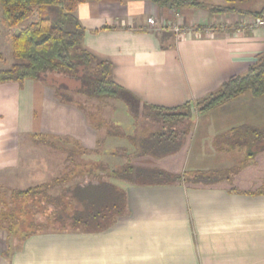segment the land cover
Here are the masks:
<instances>
[{
    "label": "crops",
    "instance_id": "0c3cea01",
    "mask_svg": "<svg viewBox=\"0 0 264 264\" xmlns=\"http://www.w3.org/2000/svg\"><path fill=\"white\" fill-rule=\"evenodd\" d=\"M247 4L239 7L256 11ZM0 11L3 54L16 29L7 28ZM76 15L86 31L83 48L109 61L113 81L152 106L197 103L264 55V26L238 13L105 0L81 4ZM149 18L155 25L148 24ZM171 22L184 32L175 33ZM8 29L12 32L6 36ZM14 63L0 62V70ZM125 113L132 116L128 107ZM191 122L179 152L136 157L133 164L175 175L221 172L222 179L151 186L116 181L125 192L126 212L109 230L41 232L13 249L0 229V264H264V142L249 135L241 139L234 131L264 130V96L244 93L206 112L193 109ZM99 126L77 105L61 103L41 81L0 84V187L25 190L15 188L65 174L63 149L93 153L112 138L107 125ZM100 130H106V138L99 137ZM42 138L57 147L40 143Z\"/></svg>",
    "mask_w": 264,
    "mask_h": 264
},
{
    "label": "trees",
    "instance_id": "16d2710c",
    "mask_svg": "<svg viewBox=\"0 0 264 264\" xmlns=\"http://www.w3.org/2000/svg\"><path fill=\"white\" fill-rule=\"evenodd\" d=\"M90 1L105 0H0L5 25L9 29H16L11 37L15 63L6 70H0V84L16 82L22 85L27 80L41 81L54 89L55 96L61 103L77 105L92 120L94 113L86 112L87 106L78 99L77 94L85 95L89 99L119 100L129 108L135 119V127L139 125L138 106L142 105L148 113L146 115L154 117L158 128L146 134L142 131L139 136L137 134L127 136L134 149L133 154L125 157L127 161L118 171H110L101 163L81 165L77 163L76 158L78 154L79 157L87 154L86 150L78 153L77 150L63 149L67 154V169L70 164L74 166L71 172L49 183L25 190L6 189V193L9 192L11 195L12 203L37 199L41 194L46 195L49 203L47 205L49 210L46 211H52L54 215L53 218L47 219L48 224L29 225L30 231L24 238L41 232L81 230L87 233H99L109 230L126 212L125 192L115 184L116 181L150 186L172 185L179 182L212 184L219 181L223 177L221 172H196L192 174L193 176H188L187 173L175 175L158 168L136 167L132 160L146 155L162 158L179 152L184 145L185 125L188 120L191 121L193 109L197 112H206L244 93H250L254 98L264 96V55H261L245 74L231 77L216 92L197 103H188L174 109L142 103L140 99L113 81V67L109 61L100 59L83 48L86 31L76 12L81 4ZM148 1L161 8L176 11L194 8L207 10L214 15L238 13L264 19V9L253 12L239 7L253 0H224L223 5H210L198 0ZM31 19L34 20L30 21ZM0 61H5L1 52ZM59 78L63 80L60 81ZM67 81L75 85L70 88ZM234 131L241 134V139L249 135L257 142H264V130ZM107 133L111 137L121 135L118 130H114L113 125L108 128ZM39 142L54 149L57 147L46 138H42ZM94 166L104 174L94 173ZM77 167L80 168L78 173ZM106 172L108 180L103 176ZM75 173L77 175L81 173L84 177L81 181L71 184V178H74ZM67 174L70 175L69 178ZM101 175L103 178L99 177ZM0 189V229L11 236L15 234L16 227L14 224L5 226V222L13 217L14 210L5 214L4 208L7 202L2 198V187ZM57 208L59 212H56ZM66 211L70 213L65 214Z\"/></svg>",
    "mask_w": 264,
    "mask_h": 264
},
{
    "label": "rangeland",
    "instance_id": "374dc122",
    "mask_svg": "<svg viewBox=\"0 0 264 264\" xmlns=\"http://www.w3.org/2000/svg\"><path fill=\"white\" fill-rule=\"evenodd\" d=\"M204 1H206L209 4H215L216 2V0H204ZM245 8L256 10V11H261L262 9H264V0H253L249 2L247 5H245ZM0 14H1V11H0ZM33 20L34 19H31L30 21H33ZM0 29L2 30L3 28L0 27ZM9 32L11 33L12 31H9L8 29L6 36L8 34L10 35ZM2 52L5 57V63L7 65H9L10 63H13L14 58L12 55V43L10 45V48L3 46ZM5 63L2 62V64H5ZM59 80L62 81L63 78H59ZM67 84L69 85L70 88H72L75 85L73 82H70V81H67ZM76 96L81 102L86 104L87 113H90V114L92 112L94 113V119L96 122H98V124L100 125L102 124L103 126L107 125L106 128H110L113 125L114 130H118L119 134L121 133L119 137H112V138L107 137L106 138L105 136L106 130H100L99 137L102 139L103 138L107 139V140L105 139V142H104L105 145L103 146L99 145L97 147L99 150L96 153L90 152L87 154H83V156H81L80 158H77L76 161H78V163H80L81 165H83L82 163L86 164L88 161H90V163H98V164L101 163L104 166H106L110 171H118L121 168H123L124 164L126 163L127 158L125 157L129 156L130 154L131 155L133 154L134 149H132L130 139H128L127 136H131L133 134L134 135L137 134L139 136L143 132L145 134L147 132L149 133L154 132L158 128V125L156 124L154 117L153 116L148 117L147 116L148 113L143 109L142 105L138 106L139 113H140L138 117L139 125L138 127H134L133 124H135V121H134L135 119H133V117L130 114L125 113L127 110V107L120 101L113 100V99H106V98L102 100L89 99L85 95H78V94ZM190 127H192V122L188 120V122L185 125V129H184L186 136H188L190 133ZM99 128H103V127H99ZM135 129H137L138 131L137 130L135 131ZM186 136L184 140H186L187 138ZM55 142L58 146L65 147V148H72V147H66L62 141L55 140ZM244 149H245L244 147L239 149L240 150L239 153L243 152ZM112 153H115V154L117 153V155L114 156L112 155ZM56 154L58 156V154L60 153L56 152ZM64 156L66 158L67 155L65 154ZM134 160L135 158L132 160V162H134ZM91 161H94V162H91ZM73 168H74L73 164H70L69 169H65V172L69 173L71 172L70 170H72ZM76 170H77V173L80 172L79 171L80 168L78 169L77 167ZM93 170H94V173L96 174H104L102 173L103 172L102 170L99 171L98 167L94 166ZM77 173L74 174V178H71V184H74L75 182L81 181L83 179L84 176H81V173L77 175ZM107 174L108 173L106 172V174L103 176L106 177L104 179L108 180L109 178L107 177L108 176ZM69 176L70 175L67 174V178H69ZM99 177H102V175ZM50 179L51 178H49V180ZM31 185L33 184L27 183V184L22 185V183H19L17 184L15 189H27L31 187ZM51 185H53V183ZM57 188H60V187H57ZM6 189H7L6 187L2 186V198L7 202L6 203L7 205L5 204L4 212L5 214H9L11 210L13 209L14 215L13 217L10 218V220L5 222V226H9V224H14V226L16 227L14 230L15 235L14 234H13L14 236L11 235L10 240L12 243L11 248L17 249L21 244V240L24 238V236H26L27 233H29L30 231V229L28 228L29 225L48 224L47 219L50 217L53 218L52 216L54 215L53 213H51L52 211H48L49 208L47 207V205L49 203L46 198V195L41 194L40 196L37 197V199H29L25 201L23 200L15 201L12 203L10 201L11 195L9 192L6 193ZM48 193L50 194V192ZM51 193L53 192L51 191ZM0 194H1V189H0ZM46 209L48 210L46 211ZM55 210H57L56 212H59L58 208ZM67 213H70V212L66 211L65 214ZM4 232H5L4 235L7 236L6 238H8L9 233L6 231Z\"/></svg>",
    "mask_w": 264,
    "mask_h": 264
},
{
    "label": "built area",
    "instance_id": "2783aa9c",
    "mask_svg": "<svg viewBox=\"0 0 264 264\" xmlns=\"http://www.w3.org/2000/svg\"><path fill=\"white\" fill-rule=\"evenodd\" d=\"M148 24L151 25V26L155 25V20L152 19V18H149L148 19ZM254 26H256V27H263L264 26V19L258 18L255 21ZM169 27H171L175 31V33H177V34H181V33L184 32L183 27L180 26V25H178V24H176V23H172L171 22L169 24Z\"/></svg>",
    "mask_w": 264,
    "mask_h": 264
}]
</instances>
